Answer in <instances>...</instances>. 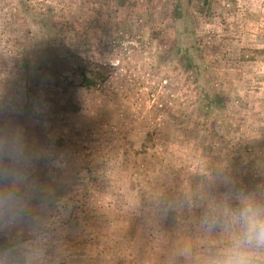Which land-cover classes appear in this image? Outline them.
I'll use <instances>...</instances> for the list:
<instances>
[{
	"label": "rangeland",
	"instance_id": "374dc122",
	"mask_svg": "<svg viewBox=\"0 0 264 264\" xmlns=\"http://www.w3.org/2000/svg\"><path fill=\"white\" fill-rule=\"evenodd\" d=\"M249 208L264 0H0V264H217Z\"/></svg>",
	"mask_w": 264,
	"mask_h": 264
},
{
	"label": "clouds",
	"instance_id": "9594fccd",
	"mask_svg": "<svg viewBox=\"0 0 264 264\" xmlns=\"http://www.w3.org/2000/svg\"><path fill=\"white\" fill-rule=\"evenodd\" d=\"M241 219L244 228L232 238L217 264H253L252 251L264 249V218L251 208L245 209Z\"/></svg>",
	"mask_w": 264,
	"mask_h": 264
},
{
	"label": "trees",
	"instance_id": "16d2710c",
	"mask_svg": "<svg viewBox=\"0 0 264 264\" xmlns=\"http://www.w3.org/2000/svg\"><path fill=\"white\" fill-rule=\"evenodd\" d=\"M24 65H25V68L27 69V85L29 89H32L39 82L38 71L34 68V64L31 60V57L29 58L26 57L24 59ZM89 82H91L92 84L94 81L89 80ZM12 246H13V242L7 236L0 235V252L8 250Z\"/></svg>",
	"mask_w": 264,
	"mask_h": 264
}]
</instances>
